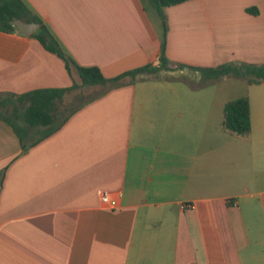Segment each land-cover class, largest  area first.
Wrapping results in <instances>:
<instances>
[{
  "label": "crops",
  "instance_id": "0c3cea01",
  "mask_svg": "<svg viewBox=\"0 0 264 264\" xmlns=\"http://www.w3.org/2000/svg\"><path fill=\"white\" fill-rule=\"evenodd\" d=\"M22 1L81 67L115 78L161 63L149 0ZM165 15L170 71L103 91L44 139L0 119V264H264V84L236 96L218 89L231 77L190 69L264 64V0H191ZM80 82L36 38L0 31V94ZM241 97L246 137L224 127Z\"/></svg>",
  "mask_w": 264,
  "mask_h": 264
},
{
  "label": "trees",
  "instance_id": "16d2710c",
  "mask_svg": "<svg viewBox=\"0 0 264 264\" xmlns=\"http://www.w3.org/2000/svg\"><path fill=\"white\" fill-rule=\"evenodd\" d=\"M163 20L164 39L162 46L161 65H148L123 73L115 78H106L97 67H81L69 57L59 42L22 0H0V31L12 33L17 31L13 24L19 19L25 23L40 24L39 30L31 35L51 53L62 58L68 70L74 66L81 79L68 89H41L22 95L0 94V119L10 123L22 137V124L28 129H43L42 137H48L57 132L68 120L70 114L62 116L60 104L70 92L84 87H105L106 90L119 87L126 83H133L140 79L152 78L161 72L171 70V62L165 54L167 21L166 8L177 6L191 0H149ZM185 68L184 66H181ZM200 72L204 81L219 80L224 77H235L245 80L249 85L264 84V64L230 63L216 68H190ZM224 127L238 136H249L252 132V112L249 97H241L229 101L225 106ZM23 138V137H22ZM32 145H23L26 151Z\"/></svg>",
  "mask_w": 264,
  "mask_h": 264
},
{
  "label": "rangeland",
  "instance_id": "374dc122",
  "mask_svg": "<svg viewBox=\"0 0 264 264\" xmlns=\"http://www.w3.org/2000/svg\"><path fill=\"white\" fill-rule=\"evenodd\" d=\"M81 83V82H80ZM249 85L247 82L241 78L231 77L226 82L221 81L218 84V89H234L233 94L236 96H240L245 94ZM105 87H84L76 89L65 97L63 103L60 104V112L62 116H67L72 110H74L79 105L84 102L100 95L103 91H105Z\"/></svg>",
  "mask_w": 264,
  "mask_h": 264
},
{
  "label": "water",
  "instance_id": "95a60500",
  "mask_svg": "<svg viewBox=\"0 0 264 264\" xmlns=\"http://www.w3.org/2000/svg\"><path fill=\"white\" fill-rule=\"evenodd\" d=\"M13 24L16 26L17 30L25 36H31L35 34L40 28V24L25 23L19 19L14 20Z\"/></svg>",
  "mask_w": 264,
  "mask_h": 264
},
{
  "label": "built area",
  "instance_id": "2783aa9c",
  "mask_svg": "<svg viewBox=\"0 0 264 264\" xmlns=\"http://www.w3.org/2000/svg\"><path fill=\"white\" fill-rule=\"evenodd\" d=\"M160 65H161V63L160 62H157L155 64V67H159ZM102 202L105 205H107L110 208H112V209H115V208L118 207V202L116 200L111 199L110 196H109V194L107 192L103 193V195H102Z\"/></svg>",
  "mask_w": 264,
  "mask_h": 264
}]
</instances>
